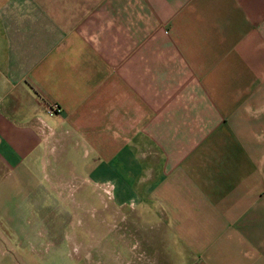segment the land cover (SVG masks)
Listing matches in <instances>:
<instances>
[{"label":"crops","instance_id":"obj_1","mask_svg":"<svg viewBox=\"0 0 264 264\" xmlns=\"http://www.w3.org/2000/svg\"><path fill=\"white\" fill-rule=\"evenodd\" d=\"M64 168L113 185L105 264H264V0H0V264H70L24 228Z\"/></svg>","mask_w":264,"mask_h":264},{"label":"rangeland","instance_id":"obj_2","mask_svg":"<svg viewBox=\"0 0 264 264\" xmlns=\"http://www.w3.org/2000/svg\"><path fill=\"white\" fill-rule=\"evenodd\" d=\"M69 171L70 168L62 170L65 180L59 184L65 187L63 195H66L70 205L63 209L47 201L45 206L36 208L34 212L25 211L24 228L28 230L26 234H29L31 239L37 240L35 245L37 256H51L62 250L68 253L70 258L69 261L67 259V263L70 264H105L106 261L101 253L103 247L111 250L115 245L104 243L101 237L107 235L106 231L110 235H115L117 231L115 211L109 214V225L102 223L103 213L112 200L113 185L109 182L91 183L89 180H82L80 172L72 174ZM45 172L47 173L43 175L41 171L39 179L34 180V177L31 182H39L47 187L49 179L52 178L48 169ZM105 185L110 189L109 198L102 193ZM9 187H11L8 196L10 205L12 207L19 205L22 199L20 196L22 185L19 181L13 180ZM84 190L87 191L86 200L79 201L81 197L79 195Z\"/></svg>","mask_w":264,"mask_h":264},{"label":"built area","instance_id":"obj_3","mask_svg":"<svg viewBox=\"0 0 264 264\" xmlns=\"http://www.w3.org/2000/svg\"><path fill=\"white\" fill-rule=\"evenodd\" d=\"M59 113V108L56 105H50L49 107L46 108V115L47 116H53ZM37 123V131L40 136V139L42 142H47L50 137L52 136V130L51 128L45 124L41 119L37 118L36 119ZM102 193L105 194L109 198L110 195V189L105 185L104 189L102 190Z\"/></svg>","mask_w":264,"mask_h":264}]
</instances>
